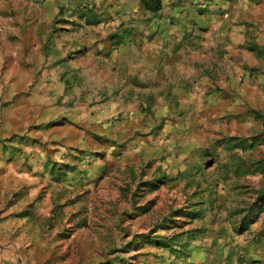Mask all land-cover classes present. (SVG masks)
<instances>
[{
	"label": "rangeland",
	"instance_id": "obj_1",
	"mask_svg": "<svg viewBox=\"0 0 264 264\" xmlns=\"http://www.w3.org/2000/svg\"><path fill=\"white\" fill-rule=\"evenodd\" d=\"M226 6L244 37L228 38L227 79L207 78L188 61L209 24L197 15ZM253 43L264 50V0H163L157 13L141 0H0V205L21 214L23 262L264 264V208L248 229L237 213L264 186ZM142 234L184 249L132 243Z\"/></svg>",
	"mask_w": 264,
	"mask_h": 264
},
{
	"label": "crops",
	"instance_id": "obj_2",
	"mask_svg": "<svg viewBox=\"0 0 264 264\" xmlns=\"http://www.w3.org/2000/svg\"><path fill=\"white\" fill-rule=\"evenodd\" d=\"M236 8H239L236 7ZM233 9V8H232ZM231 8L223 7V9H214L209 11L198 12L202 20H205L208 24L207 33H204L201 37L203 48H208L210 54H214V66L207 65L203 61L205 57H200L201 45L200 41L197 40L195 46L197 50L192 51L191 59L188 61L193 64V66H198L203 64L207 68L209 74L207 78H225L227 79V43L228 38L234 39L238 37L240 40L241 37H244L240 32V29L237 28L238 25L245 24L243 18H240V10L238 9L235 13L232 14ZM260 10H257V12ZM208 14V16H207ZM253 17L258 19L255 9L252 12ZM261 16V13H258ZM240 20V21H239ZM247 20H249L247 18ZM246 20V21H247ZM253 20V18L251 19ZM189 25L190 22L187 19L182 20V24ZM236 23V24H235ZM241 26V25H240ZM234 34V35H233ZM205 37L208 39L204 41ZM239 43V42H238ZM260 45V44H259ZM217 64V65H216ZM212 71V72H211ZM152 74V70L150 71ZM227 84V81L224 83ZM179 93V91H177ZM10 143L12 141H9ZM8 141H3L2 146L10 149V143ZM6 144V146H5ZM7 152V150H6ZM9 162L11 165H9ZM14 160L9 161L6 159L5 162V176L9 178L11 174L17 173L18 169L14 167ZM7 169V170H6ZM12 170V171H9ZM9 204L0 205V264H25L23 261V249L20 246L21 242L18 240L21 237L22 232H19L17 225L21 221V214L14 213L13 207L8 208ZM21 233V234H20ZM24 233V232H23ZM22 250V251H21Z\"/></svg>",
	"mask_w": 264,
	"mask_h": 264
},
{
	"label": "trees",
	"instance_id": "obj_3",
	"mask_svg": "<svg viewBox=\"0 0 264 264\" xmlns=\"http://www.w3.org/2000/svg\"><path fill=\"white\" fill-rule=\"evenodd\" d=\"M141 1L145 9L154 13L161 11L163 8V0H141ZM247 49L251 51H257V53L261 55L264 54L263 47H261L258 43H253L251 45H248ZM255 116L257 118H264V115H260L259 112H257ZM254 140L258 141L259 137H255ZM5 141H11V139H6ZM195 206L196 205H193L191 209L187 211L188 217L193 218L201 215L200 213L201 211L196 210ZM263 208H264V186L258 191L257 199L254 202H252L248 208L244 207L237 211V213L241 216L240 227H243L244 229H248L250 227V224L253 223L256 220V218L259 216V212ZM167 226L169 225H167L166 222L165 225H163V228H168ZM139 238H141V240L144 242L155 243L159 246L167 247V248H173L174 244H176L179 249L173 250V252L182 251L184 249L183 246L180 243H178V241H176V239L160 237L159 235L156 238L150 237L149 234L135 235L133 237L134 241H132V243L138 242Z\"/></svg>",
	"mask_w": 264,
	"mask_h": 264
}]
</instances>
